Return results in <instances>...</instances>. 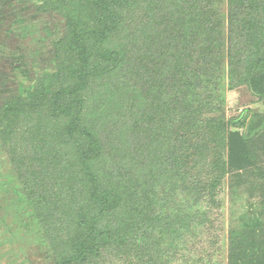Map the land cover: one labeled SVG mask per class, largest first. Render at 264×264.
<instances>
[{
	"label": "rangeland",
	"instance_id": "1",
	"mask_svg": "<svg viewBox=\"0 0 264 264\" xmlns=\"http://www.w3.org/2000/svg\"><path fill=\"white\" fill-rule=\"evenodd\" d=\"M54 1L58 7L45 9L39 0H0V114L29 101L41 107H27L13 131L0 134V264H56L80 243L77 218L90 221L100 211L73 143L91 155L96 150L82 135L66 134L67 120L53 118L45 105L63 86H74L66 73L76 63L66 48L71 0ZM153 1L147 8L137 0L125 26L97 47L121 51L125 60L115 72L92 77L83 92L84 124L99 144L92 169L100 194L123 196L98 223L114 231L110 242L85 264H228L229 233L264 224V99L233 76L240 63L228 53L226 0L212 6L221 37L210 35L211 44L195 38L199 45L188 56L177 55L178 25L189 21L182 14L185 0ZM202 21L193 20L196 27ZM169 49L175 54L171 66ZM182 60L187 73L173 75ZM204 76L214 83L205 85ZM242 113L240 125H231ZM215 124L224 125L220 145L208 135ZM252 125L257 128L250 132ZM235 132L250 145L252 173L240 186L226 174L210 198L200 184L215 156L227 160L228 135ZM146 207L156 218H169L149 222ZM177 215L183 221L170 230Z\"/></svg>",
	"mask_w": 264,
	"mask_h": 264
},
{
	"label": "trees",
	"instance_id": "2",
	"mask_svg": "<svg viewBox=\"0 0 264 264\" xmlns=\"http://www.w3.org/2000/svg\"><path fill=\"white\" fill-rule=\"evenodd\" d=\"M44 4L45 9L48 7H58L59 5L54 0H39ZM228 6L227 30H228V53L236 59L238 70L233 73V76L241 83H246L251 88V91L256 96L264 99V0H226ZM137 0H71V8L68 10L65 18L69 26L68 41L66 48L76 63H72L67 68L69 82L74 86H63L52 98L45 100L48 110L53 118L66 119L67 123L64 126L66 134H74L75 136L82 135L86 138V144L96 150L94 155H91L89 150L82 149L81 143L76 142L79 153L77 163L85 176L89 178L90 190L89 196L95 200V204L99 205L100 211L90 221L83 215L77 218L76 224L82 228L80 235V243L76 246L75 251L70 256L58 261L56 264H85L89 260L99 257L102 248L110 242L113 236V230H102L98 223L101 216L106 211H114L122 203L123 196L118 191H107L100 194L101 184L98 182L94 173L93 165L99 158V144L91 130L87 129L84 122V107L85 99L83 92L87 89L89 81L92 77L102 76L115 72L125 60V55L121 51L111 50L107 53H101L97 47L104 45L115 34L119 33L123 28L132 11L135 9ZM220 2V0H185V11L183 15L189 18L186 25H178L181 39V49L177 55L182 53L189 55L196 51L199 45L195 38L202 36L206 44H211L210 35L215 38L221 37L222 25L218 19V14L213 10L212 6ZM153 0H145L147 8H153L150 4ZM82 8L86 14H82L78 9ZM150 10V9H149ZM154 11V10H153ZM151 12V10H150ZM186 12V13H185ZM204 19V21L196 27L193 20ZM148 25H153V20L148 19ZM209 26L210 28L203 27ZM151 27L144 26L143 30H149ZM207 28V29H205ZM125 29V28H124ZM123 29V30H124ZM182 31L184 34H182ZM131 33L128 31L127 34ZM221 33V34H220ZM201 34V35H200ZM207 34V35H206ZM137 35V32H136ZM206 36H208L206 38ZM209 39V40H208ZM221 40V46H223ZM218 45L215 47L217 48ZM207 47H205L206 49ZM173 49V48H172ZM167 53L168 66L175 57L174 52L169 49ZM214 49H212V52ZM108 54V55H105ZM185 56V58H186ZM199 57V56H198ZM185 58H183L185 60ZM191 58V57H189ZM101 60V62H100ZM114 61L111 66H104L109 61ZM209 60V59H208ZM101 63L99 66H94L95 63ZM179 63L172 69L173 75H178L181 71L187 73L186 65ZM198 62V61H196ZM205 65L206 60L204 59ZM101 68L98 70L97 68ZM193 68V67H192ZM192 71V70H191ZM203 74V71H201ZM106 73V74H105ZM189 74V72H188ZM170 75V74H169ZM173 77L172 75H170ZM205 79V76L202 77ZM172 79V78H171ZM205 85H211L212 79L204 81ZM207 85V86H208ZM174 87V86H173ZM23 106L8 105L0 114V134L5 137L12 131L15 121L19 120L20 113L24 110L32 109L36 106L34 101H29V104ZM40 106L35 109H40ZM243 113L236 119L230 122L231 125H240ZM246 119V118H245ZM81 126L77 128V126ZM224 125H210L208 127V135L213 136L210 141L218 145L224 139ZM257 126H251L250 132L255 131ZM223 138V139H222ZM82 141V140H81ZM92 144V145H91ZM249 143L239 133H230L227 139V160L223 161L219 155L213 158L214 168L210 171L206 182L200 184L201 190L210 197H216V188L221 185L226 174L235 175L237 186L245 185L249 179V156L247 148ZM253 146V145H252ZM195 152V151H194ZM200 154V153H199ZM198 155V154H197ZM251 156V155H250ZM148 190V189H145ZM97 196V197H96ZM148 206V205H146ZM147 212L151 211V215L147 216V221L160 222L169 218L168 216L156 218L152 210L148 207ZM143 213V211H141ZM145 217V216H144ZM180 216L173 218L174 221L169 226L170 230H174V226L178 222V227L183 219H178ZM172 218V217H171ZM194 220L190 218L191 226ZM121 225V224H120ZM122 226V225H121ZM125 226V223L123 227ZM140 226V225H139ZM120 227V226H119ZM122 227H120L121 229ZM133 228V227H132ZM131 228V229H132ZM119 230V228L115 229ZM123 230H125L123 228ZM86 231V233H84ZM132 231V230H131ZM228 264H264V224L254 227H246L240 230H233L229 233L228 238Z\"/></svg>",
	"mask_w": 264,
	"mask_h": 264
}]
</instances>
